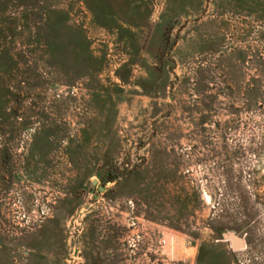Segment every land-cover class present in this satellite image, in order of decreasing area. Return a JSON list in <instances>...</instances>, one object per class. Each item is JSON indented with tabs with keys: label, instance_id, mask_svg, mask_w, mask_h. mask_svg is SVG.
Listing matches in <instances>:
<instances>
[{
	"label": "rangeland",
	"instance_id": "obj_1",
	"mask_svg": "<svg viewBox=\"0 0 264 264\" xmlns=\"http://www.w3.org/2000/svg\"><path fill=\"white\" fill-rule=\"evenodd\" d=\"M0 264H264V0H0Z\"/></svg>",
	"mask_w": 264,
	"mask_h": 264
},
{
	"label": "water",
	"instance_id": "obj_2",
	"mask_svg": "<svg viewBox=\"0 0 264 264\" xmlns=\"http://www.w3.org/2000/svg\"><path fill=\"white\" fill-rule=\"evenodd\" d=\"M101 188H104V187H101ZM236 245L238 246V245H240V243L239 242H236Z\"/></svg>",
	"mask_w": 264,
	"mask_h": 264
},
{
	"label": "bare ground",
	"instance_id": "obj_3",
	"mask_svg": "<svg viewBox=\"0 0 264 264\" xmlns=\"http://www.w3.org/2000/svg\"><path fill=\"white\" fill-rule=\"evenodd\" d=\"M207 199H209L210 197L208 195H206Z\"/></svg>",
	"mask_w": 264,
	"mask_h": 264
}]
</instances>
